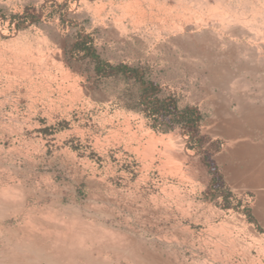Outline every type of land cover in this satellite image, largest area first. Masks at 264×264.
<instances>
[{
  "label": "rangeland",
  "instance_id": "374dc122",
  "mask_svg": "<svg viewBox=\"0 0 264 264\" xmlns=\"http://www.w3.org/2000/svg\"><path fill=\"white\" fill-rule=\"evenodd\" d=\"M79 37L197 108L203 141L155 128L140 81L100 77ZM259 40L264 0H0V264H264V140L220 136L181 56L209 73Z\"/></svg>",
  "mask_w": 264,
  "mask_h": 264
},
{
  "label": "crops",
  "instance_id": "0c3cea01",
  "mask_svg": "<svg viewBox=\"0 0 264 264\" xmlns=\"http://www.w3.org/2000/svg\"><path fill=\"white\" fill-rule=\"evenodd\" d=\"M207 17H198L190 23L191 27L203 25ZM238 21V19H233ZM200 21V22H198ZM239 23H233L232 26H238ZM187 26V25H186ZM189 26V25H188ZM187 38L192 39L193 36ZM193 40V39H192ZM198 40V39H197ZM195 40L196 42H198ZM200 42V41H199ZM255 41H242L241 43H254ZM258 45L254 53L241 55L240 65L237 64H219L218 59H213L207 64L210 72L206 73L204 54L184 50L181 52L182 59L195 67L197 73L192 76L202 77V82L211 83L208 87L200 88L199 102L202 107L212 108L210 111V122L219 124L222 129L218 131L221 137L226 139H256L264 140V41H257ZM260 50H257V49ZM231 55V54H225ZM221 74V75H220ZM217 75V84L214 80ZM208 76V80L205 79ZM247 152L242 151V154ZM250 168L247 162L242 161L235 168V177H244ZM262 171H256L251 177L256 181H262L264 176ZM248 177V176H247ZM250 187L251 184H246Z\"/></svg>",
  "mask_w": 264,
  "mask_h": 264
},
{
  "label": "trees",
  "instance_id": "16d2710c",
  "mask_svg": "<svg viewBox=\"0 0 264 264\" xmlns=\"http://www.w3.org/2000/svg\"><path fill=\"white\" fill-rule=\"evenodd\" d=\"M30 17V15L28 16ZM26 16L25 19L28 18ZM80 39L75 43L74 49L79 53H83V57L90 58L95 62L96 73L100 77L110 78L116 76H124L126 78H135L140 81L142 85L141 91L142 97L140 104L144 107V113L150 118L156 125L163 126L165 130L171 129L177 125L182 126L183 130L191 136L192 141L196 140L197 143L203 141V138H198L200 134V125L204 120L202 113L194 107H186L180 109L176 102L172 99H160L157 95V85L152 82H146L143 80L142 70L138 67H130L128 65H111L100 59L96 50L89 45L85 40V37H79ZM210 169V173L213 175L210 189L214 192L220 190L219 181L221 176L219 175L217 166L214 161L207 164ZM226 194V199L231 196V192L223 191ZM249 211V210H248Z\"/></svg>",
  "mask_w": 264,
  "mask_h": 264
}]
</instances>
